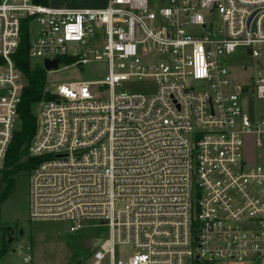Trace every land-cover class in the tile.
Listing matches in <instances>:
<instances>
[{
  "label": "built area",
  "instance_id": "obj_1",
  "mask_svg": "<svg viewBox=\"0 0 264 264\" xmlns=\"http://www.w3.org/2000/svg\"><path fill=\"white\" fill-rule=\"evenodd\" d=\"M24 27L32 62L59 59L45 73L106 64L100 79L46 83L34 104L30 220L103 231L76 264H264V0H0V168Z\"/></svg>",
  "mask_w": 264,
  "mask_h": 264
},
{
  "label": "rangeland",
  "instance_id": "obj_2",
  "mask_svg": "<svg viewBox=\"0 0 264 264\" xmlns=\"http://www.w3.org/2000/svg\"><path fill=\"white\" fill-rule=\"evenodd\" d=\"M48 4V3H47ZM33 35H31V38ZM234 59L250 60L248 56ZM38 64L42 60L37 61ZM251 64V62L249 61ZM65 64H60L59 68ZM255 68L251 64L248 68L250 72ZM231 75L238 80H244L247 72L241 66L229 68ZM106 73L104 62H92L82 66H68L56 72L46 73V83L53 88L56 84L86 79H100ZM138 85V84H135ZM137 87V86H136ZM138 89V88H136ZM256 101L251 97L249 105H256ZM31 112L38 115V105L31 107ZM28 172L19 173L14 180V187L11 193L0 202V250H5L0 254V264H76L84 262L90 252L101 242L104 232H96L92 228H83L77 232H69L67 224L58 220H30L28 215ZM3 182L0 178V192ZM15 228L12 234L13 240L8 243L5 227ZM30 247L31 260L24 263L18 250L20 246ZM130 252L128 246H120L116 250L118 257H125Z\"/></svg>",
  "mask_w": 264,
  "mask_h": 264
},
{
  "label": "trees",
  "instance_id": "obj_3",
  "mask_svg": "<svg viewBox=\"0 0 264 264\" xmlns=\"http://www.w3.org/2000/svg\"><path fill=\"white\" fill-rule=\"evenodd\" d=\"M38 4L46 5L48 0H34ZM28 31L26 27L22 30L20 44L16 51L11 55L16 68L25 76L26 84L23 88L21 99L17 108L18 123L13 132L12 139L4 159L3 166L0 168V178L3 188L0 192V202L3 201L14 187L15 177L21 172H27L43 157H31L28 155V146L34 137L36 124L35 116L31 112V107L42 99L50 96L44 90L46 85V73L43 67L32 62L28 58ZM3 247L0 254L4 252Z\"/></svg>",
  "mask_w": 264,
  "mask_h": 264
},
{
  "label": "crops",
  "instance_id": "obj_4",
  "mask_svg": "<svg viewBox=\"0 0 264 264\" xmlns=\"http://www.w3.org/2000/svg\"><path fill=\"white\" fill-rule=\"evenodd\" d=\"M106 0H48V5L55 8H100Z\"/></svg>",
  "mask_w": 264,
  "mask_h": 264
},
{
  "label": "water",
  "instance_id": "obj_5",
  "mask_svg": "<svg viewBox=\"0 0 264 264\" xmlns=\"http://www.w3.org/2000/svg\"><path fill=\"white\" fill-rule=\"evenodd\" d=\"M58 63H59V59H54V60L44 59L43 68L45 71H50L52 69H55ZM5 232H6L7 242L10 243L13 239L12 238L13 229L10 226H6Z\"/></svg>",
  "mask_w": 264,
  "mask_h": 264
},
{
  "label": "flooded vegetation",
  "instance_id": "obj_6",
  "mask_svg": "<svg viewBox=\"0 0 264 264\" xmlns=\"http://www.w3.org/2000/svg\"><path fill=\"white\" fill-rule=\"evenodd\" d=\"M11 227V226H10ZM13 229V232L15 231V228L14 227H11Z\"/></svg>",
  "mask_w": 264,
  "mask_h": 264
}]
</instances>
